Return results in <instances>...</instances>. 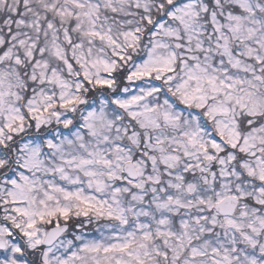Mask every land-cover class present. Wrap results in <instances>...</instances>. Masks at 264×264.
<instances>
[{"label": "snow or ice", "instance_id": "snow-or-ice-1", "mask_svg": "<svg viewBox=\"0 0 264 264\" xmlns=\"http://www.w3.org/2000/svg\"><path fill=\"white\" fill-rule=\"evenodd\" d=\"M0 264H264V0H0Z\"/></svg>", "mask_w": 264, "mask_h": 264}]
</instances>
